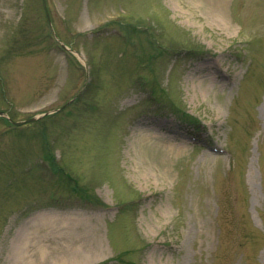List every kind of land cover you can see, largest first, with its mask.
Returning <instances> with one entry per match:
<instances>
[{"label":"rangeland","instance_id":"rangeland-1","mask_svg":"<svg viewBox=\"0 0 264 264\" xmlns=\"http://www.w3.org/2000/svg\"><path fill=\"white\" fill-rule=\"evenodd\" d=\"M44 3L0 0V111L53 112L0 119V264H264V0ZM145 130L180 152L136 166Z\"/></svg>","mask_w":264,"mask_h":264},{"label":"bare ground","instance_id":"bare-ground-1","mask_svg":"<svg viewBox=\"0 0 264 264\" xmlns=\"http://www.w3.org/2000/svg\"><path fill=\"white\" fill-rule=\"evenodd\" d=\"M224 5L225 0H189L188 9L191 11L195 10H201L202 13L205 15V19L207 20V23L212 25H218V26H225V17H224ZM193 13V12H192ZM227 25V24H226ZM228 29L229 26H226ZM200 89L202 92L206 93L209 90V87L203 86V83H200ZM133 140L131 142V146L137 145L139 152L135 151V164L136 166H139V162H137V158L142 159L146 157L147 155L152 154L154 150H159L158 155L162 158H167L172 156L174 153H179L180 148H172L169 147L165 139H168L165 136L157 135L155 132H151L149 130L140 131V132H134L132 135ZM169 140V139H168ZM171 141V140H170ZM156 143H161L162 146L157 145ZM169 143V142H168ZM150 150V151H148ZM152 151V152H151ZM153 155V154H152ZM142 157V158H141ZM150 159V158H148ZM138 163V164H137ZM41 225H46L48 228L52 230V234L54 239L57 238V231L55 225V220H50L48 218L41 219ZM74 221L72 219H66L63 223V233L64 237L63 242H60L58 244L60 245H70L72 244V240H74V237L72 236L70 230ZM52 237V236H51ZM60 239V238H59ZM27 245H29L28 238H24L21 241L18 242L17 247L15 249V261L17 264H29L31 261L29 259H25V252L27 251ZM97 247L100 248V243L98 242ZM65 251L69 250L68 246H65ZM72 253L67 254L64 258H62L59 262H56V264H82L83 261L89 259L88 256H83L80 258H77L73 256ZM90 263V262H88ZM87 263V264H88Z\"/></svg>","mask_w":264,"mask_h":264},{"label":"water","instance_id":"water-1","mask_svg":"<svg viewBox=\"0 0 264 264\" xmlns=\"http://www.w3.org/2000/svg\"><path fill=\"white\" fill-rule=\"evenodd\" d=\"M0 116H3V117H5L6 119H8V120L10 121V119H9L4 113L0 112ZM34 119H35V118H31V119H28V120H26V121H22V122H12V121H10V122H12L14 125H21V124H23L24 122L32 121V120H34Z\"/></svg>","mask_w":264,"mask_h":264}]
</instances>
